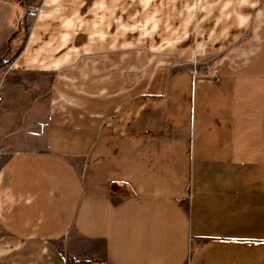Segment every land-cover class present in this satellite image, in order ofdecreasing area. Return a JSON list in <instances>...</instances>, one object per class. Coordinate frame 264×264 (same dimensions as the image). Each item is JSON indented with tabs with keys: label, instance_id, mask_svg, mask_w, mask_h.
I'll return each mask as SVG.
<instances>
[{
	"label": "crops",
	"instance_id": "1",
	"mask_svg": "<svg viewBox=\"0 0 264 264\" xmlns=\"http://www.w3.org/2000/svg\"><path fill=\"white\" fill-rule=\"evenodd\" d=\"M19 5L0 264H264V0Z\"/></svg>",
	"mask_w": 264,
	"mask_h": 264
},
{
	"label": "rangeland",
	"instance_id": "2",
	"mask_svg": "<svg viewBox=\"0 0 264 264\" xmlns=\"http://www.w3.org/2000/svg\"><path fill=\"white\" fill-rule=\"evenodd\" d=\"M34 1L36 2L37 0H0V42L4 43L8 35V39L11 46H13L12 42L17 44L18 42L22 41L23 26L21 21L23 13L20 9L21 6L19 4L23 2L31 3ZM34 9H36L34 5L32 7H28V12ZM3 45H0V50H2L3 48L5 49ZM6 154L7 152H0V165L5 160ZM72 263L73 261L69 260V264Z\"/></svg>",
	"mask_w": 264,
	"mask_h": 264
},
{
	"label": "built area",
	"instance_id": "3",
	"mask_svg": "<svg viewBox=\"0 0 264 264\" xmlns=\"http://www.w3.org/2000/svg\"><path fill=\"white\" fill-rule=\"evenodd\" d=\"M11 68L12 65L0 63V100L2 98L1 92H2L3 81Z\"/></svg>",
	"mask_w": 264,
	"mask_h": 264
},
{
	"label": "trees",
	"instance_id": "4",
	"mask_svg": "<svg viewBox=\"0 0 264 264\" xmlns=\"http://www.w3.org/2000/svg\"><path fill=\"white\" fill-rule=\"evenodd\" d=\"M4 61V58H0V63Z\"/></svg>",
	"mask_w": 264,
	"mask_h": 264
}]
</instances>
